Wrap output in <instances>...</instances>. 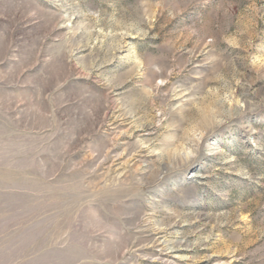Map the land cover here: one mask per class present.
<instances>
[{
	"label": "rangeland",
	"instance_id": "1",
	"mask_svg": "<svg viewBox=\"0 0 264 264\" xmlns=\"http://www.w3.org/2000/svg\"><path fill=\"white\" fill-rule=\"evenodd\" d=\"M0 264H264V0H0Z\"/></svg>",
	"mask_w": 264,
	"mask_h": 264
}]
</instances>
